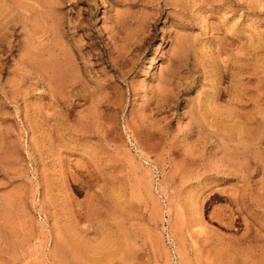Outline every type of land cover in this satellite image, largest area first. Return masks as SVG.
<instances>
[{
    "label": "rangeland",
    "instance_id": "rangeland-1",
    "mask_svg": "<svg viewBox=\"0 0 264 264\" xmlns=\"http://www.w3.org/2000/svg\"><path fill=\"white\" fill-rule=\"evenodd\" d=\"M263 80L264 0H0V264H264Z\"/></svg>",
    "mask_w": 264,
    "mask_h": 264
},
{
    "label": "bare ground",
    "instance_id": "bare-ground-1",
    "mask_svg": "<svg viewBox=\"0 0 264 264\" xmlns=\"http://www.w3.org/2000/svg\"><path fill=\"white\" fill-rule=\"evenodd\" d=\"M175 40V39H174ZM177 40V39H176ZM263 82H264V80H263ZM260 86V85H259ZM262 86H264V85H262ZM231 89V88H230ZM125 244H126V242H125ZM127 246V245H126ZM124 247V246H123ZM129 249V248H128ZM123 252V251H122ZM124 253V252H123Z\"/></svg>",
    "mask_w": 264,
    "mask_h": 264
}]
</instances>
